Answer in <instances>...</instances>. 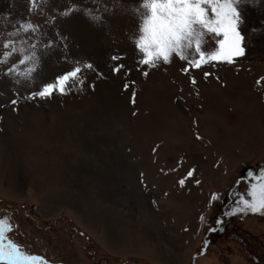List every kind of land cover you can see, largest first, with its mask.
<instances>
[{
	"label": "rangeland",
	"instance_id": "rangeland-1",
	"mask_svg": "<svg viewBox=\"0 0 264 264\" xmlns=\"http://www.w3.org/2000/svg\"><path fill=\"white\" fill-rule=\"evenodd\" d=\"M141 3L0 0L3 243L31 264H264V213L236 210L264 170V0L238 6L243 55L199 67L140 62Z\"/></svg>",
	"mask_w": 264,
	"mask_h": 264
},
{
	"label": "snow or ice",
	"instance_id": "snow-or-ice-1",
	"mask_svg": "<svg viewBox=\"0 0 264 264\" xmlns=\"http://www.w3.org/2000/svg\"><path fill=\"white\" fill-rule=\"evenodd\" d=\"M241 2L242 0H142L143 11L139 14V27L133 36L136 49L142 53L140 62L153 65L162 59L167 63L174 53L181 60L187 61L189 67H199L207 60L230 62L234 56L243 55L238 11ZM27 27L33 26L28 24ZM208 33L218 37V47H202ZM85 67L92 68V65L86 64ZM122 67L120 65L113 70L119 71ZM80 71L79 66L74 67L57 77L55 83L44 85L37 94L48 95L55 88L63 91L69 80L78 78ZM192 174V171L188 172V176ZM180 183L183 184L184 181L181 180ZM236 210L264 213V170L259 174H250L246 196H241ZM10 227V222L0 220V259H7L9 264H31L36 261V257L21 253L18 246L11 242L8 245L3 243L4 229Z\"/></svg>",
	"mask_w": 264,
	"mask_h": 264
}]
</instances>
